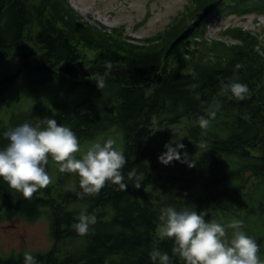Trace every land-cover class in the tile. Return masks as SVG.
I'll return each instance as SVG.
<instances>
[{
	"label": "trees",
	"instance_id": "obj_1",
	"mask_svg": "<svg viewBox=\"0 0 264 264\" xmlns=\"http://www.w3.org/2000/svg\"><path fill=\"white\" fill-rule=\"evenodd\" d=\"M250 15L264 17V0H189L164 31L135 40L125 28L86 23L69 0H0V133L54 117L81 146L113 137L126 156V190L106 182L80 197L79 177L60 173L51 157L52 183L30 199L0 178V220L49 223L53 245L32 254L36 264H152L154 247L184 264L173 241L157 237L166 206L202 211L225 225L226 241L228 225L241 221L264 260V41L237 26L208 38L214 19ZM234 76L248 86L242 100L222 92ZM183 120L187 162L164 165L158 157L166 149L149 140ZM6 143L0 135V147ZM132 169L136 181L127 180ZM84 209L96 222L81 236L71 226ZM23 259L0 251V264Z\"/></svg>",
	"mask_w": 264,
	"mask_h": 264
},
{
	"label": "clouds",
	"instance_id": "obj_2",
	"mask_svg": "<svg viewBox=\"0 0 264 264\" xmlns=\"http://www.w3.org/2000/svg\"><path fill=\"white\" fill-rule=\"evenodd\" d=\"M105 65L108 69L112 68L110 61H106ZM96 83L101 89L105 85L103 78ZM222 92L242 100L248 86L234 76L222 83ZM198 123L201 128H207L210 120L202 116ZM0 135L7 141L0 147V178L25 199H30L35 192L52 183V177L46 170L50 157L57 162L60 173H72L79 177L80 191L77 195L80 197L99 194L106 182L124 190L128 187L122 172L126 156L113 137H100L82 147L75 132L69 126L58 123L54 117H44L36 125L24 122L9 127ZM164 147L166 150L158 157L162 164L187 162V153H183V158L181 154L185 145L179 140L166 143ZM137 179L136 169L128 172V181ZM140 186L137 182L136 188ZM160 220L162 224L157 230V237L160 240L171 239L173 254L183 259L184 264H264L258 255L256 240L241 228L239 220L228 225L234 231L227 241L224 239L225 225L206 220L202 211L166 206L161 209ZM95 222L96 217L90 216L84 209L71 227L83 236ZM149 257L152 264H171L169 253L159 247H154ZM23 264H36L31 252L24 253Z\"/></svg>",
	"mask_w": 264,
	"mask_h": 264
},
{
	"label": "rangeland",
	"instance_id": "obj_3",
	"mask_svg": "<svg viewBox=\"0 0 264 264\" xmlns=\"http://www.w3.org/2000/svg\"><path fill=\"white\" fill-rule=\"evenodd\" d=\"M69 2L86 23L94 26L100 24L110 31L125 28L126 35L135 40H143L164 31L189 4V0H69ZM230 26L263 34L264 39V17L256 18V15L246 18L218 17L208 27V38L221 39V32ZM21 89L22 86L19 87V92ZM186 123L187 120H183L178 126L158 128L148 144L165 149L166 143L178 141ZM49 232L50 227L46 220L29 223L18 215L0 220V251L8 255L47 252L53 245Z\"/></svg>",
	"mask_w": 264,
	"mask_h": 264
}]
</instances>
